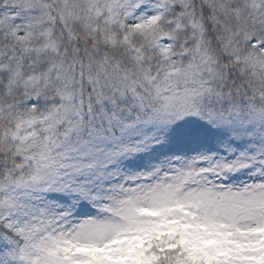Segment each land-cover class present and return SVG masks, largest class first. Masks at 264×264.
I'll return each instance as SVG.
<instances>
[{
	"label": "snow or ice",
	"instance_id": "snow-or-ice-1",
	"mask_svg": "<svg viewBox=\"0 0 264 264\" xmlns=\"http://www.w3.org/2000/svg\"><path fill=\"white\" fill-rule=\"evenodd\" d=\"M0 264H264V0H0Z\"/></svg>",
	"mask_w": 264,
	"mask_h": 264
}]
</instances>
